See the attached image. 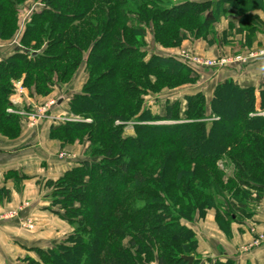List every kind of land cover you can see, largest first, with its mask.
<instances>
[{"label": "trees", "instance_id": "obj_1", "mask_svg": "<svg viewBox=\"0 0 264 264\" xmlns=\"http://www.w3.org/2000/svg\"><path fill=\"white\" fill-rule=\"evenodd\" d=\"M227 1L0 0V43L18 36L17 49L0 60V137L16 139L28 123L6 113L9 80L21 76L40 105L83 66L80 90L50 114L91 119L49 123L50 140L83 147L84 158L50 180V205L70 231L19 264H187L182 256L233 264L196 258L190 224L211 211L228 234L261 200L264 115L256 114L255 89L227 79L208 104L196 92L183 98V110L164 100L159 114L146 101L195 84L200 67L148 50L145 38L162 50L186 39L215 43ZM259 97L264 110V90Z\"/></svg>", "mask_w": 264, "mask_h": 264}, {"label": "crops", "instance_id": "obj_2", "mask_svg": "<svg viewBox=\"0 0 264 264\" xmlns=\"http://www.w3.org/2000/svg\"><path fill=\"white\" fill-rule=\"evenodd\" d=\"M224 10V14L214 25L216 42L192 43V50L206 56L196 55V57L215 59L235 52L257 51L264 47V0H233L231 3L227 1L224 3ZM28 14L29 12L25 13L24 21L28 18ZM16 38L18 36L10 42L0 43V60L17 49ZM149 38L152 41L151 37ZM169 53L178 55V52L172 51L166 54ZM210 72L211 74H201L193 85L163 92L159 97H164L165 101L169 102H180L183 110L185 107L183 98L201 92L208 104L216 84L231 79L242 88L255 89V109L260 110L259 92L264 90V60L252 61L246 65L232 64ZM80 83L78 90L82 86L83 79ZM60 101L59 99L58 102ZM49 123L50 121H45V124L41 121L36 126L27 125L23 128L26 126L25 123L18 138L8 140L0 137V213L5 210L11 212L21 203L27 202L28 205L25 207L27 217L22 219L30 220L34 224L32 230H27L21 227L20 217L2 221L0 264H19L18 259L28 255L29 250L42 247L41 243L49 246L51 240L60 238L61 230H66L65 227L69 233L70 227L60 219H53V214L48 212L47 197L41 199L37 180L46 175L50 179L61 175L72 167L69 163L78 159L79 152L77 153L76 150L78 147L60 148L59 142L50 140ZM41 138H44L45 149L34 150ZM64 147L65 150L68 149V156L64 159L57 158L59 154L57 150ZM7 174L11 175L10 179H6ZM6 190L9 192L8 198H6ZM213 217V212L209 211L202 220L191 226L197 240L196 258L230 260L233 264H264V244L250 246L254 233L264 231V190L261 200L252 210V215L237 223H231L228 234L217 228ZM40 222L42 225L39 228ZM40 229L42 231H39ZM50 230H53L54 234L51 233L47 238L45 235L50 233ZM24 240L27 245L23 244Z\"/></svg>", "mask_w": 264, "mask_h": 264}, {"label": "rangeland", "instance_id": "obj_3", "mask_svg": "<svg viewBox=\"0 0 264 264\" xmlns=\"http://www.w3.org/2000/svg\"><path fill=\"white\" fill-rule=\"evenodd\" d=\"M171 2H174V1H176V0H170ZM30 6H32L31 4L30 5H27V7L29 8ZM26 7V8H27ZM26 13H27V11H26ZM145 43H146V48L148 49V50H150V51H152V52H156V53H160V54H166L167 52H180V51H185V52H187V53H189V54H192L193 56H203V55H199V54H197L196 53V51L195 50H192V43L193 42H197V41H192L191 42V40H188V39H186V40H184V41H182L180 44H179V46L177 47V48H174V49H172V48H170L169 50H162V49H160L159 48V46H157V45H155L151 40H150V38H149V36H147L146 38H145ZM195 51V52H194ZM248 52V50H246V51H242V52H235L234 54H231V55H237V54H245V53H247ZM169 54H172V55H174V56H177L178 57V55H177V53H169ZM231 55H229V56H231ZM203 57H206V56H203ZM223 57H228V56H226V55H223ZM220 58V56H218L217 58H215V59H219ZM205 59H208V60H214V59H209V58H205ZM83 69V66H81V67H79L77 70H76V72H75V74H74V76L71 78L72 80H70L69 82H67L66 84H64L62 87H56V88H54L53 90H52V93L48 96V99L47 100H45V102H43L42 104H40V105H37V110L38 109H40V107H42V106H45V104L49 101V100H55V104H56V101H58L59 99L62 101L63 99H66V98H68L72 93H74V92H78L79 90H78V88H79V84H81L80 82H82V79H83V81L85 80V73H84V71L82 70ZM201 74H211V72H210V69H206V68H202V67H200L199 69H197V76H198V78H200V75ZM11 80H22V83H23V76H21V77H18V78H11L10 80H9V84H10V81ZM24 86V85H23ZM25 87V86H24ZM25 89H26V92H27V97H28V99L30 98V100H32V102H33V97H31V96H29V93H28V90H27V88L25 87ZM26 97V98H27ZM164 97H159V95L157 96V97H154V96H152V97H150L149 99H147L146 101H147V104L148 105H150L151 106V108H152V111L154 112V113H156V114H159V113H161L162 112V105H163V103H164ZM156 103V105H154ZM53 107L54 106H52L51 108H49L50 110H47L46 111V114H50V112L52 111V109H53ZM27 109H30L31 110V107L30 106H27ZM58 109V108H57ZM54 110L55 111H58V110H56V107L54 108ZM25 111H27L26 110V105H25ZM257 112H256V114L257 115H264V110H256ZM52 114V113H51ZM55 113H53L52 115H54ZM68 114H70V113H68ZM72 114V113H71ZM55 115H57V114H55ZM250 115H253V113H251ZM80 117V116H79ZM232 117V115L231 116H229V118H231ZM81 118V117H80ZM82 119V122L83 123H89V124H91V119L90 118H81ZM85 120V121H84ZM44 122V124H45V121H50V120H45V119H39L36 123H34L32 126H36V124L38 123L39 124V122ZM53 122H55V121H53ZM81 122V123H82ZM171 122V121H170ZM160 123H164V122H160ZM169 123V122H168ZM27 125H29V123H27L26 124V126L25 127H23V128H26L27 127ZM29 127V126H28ZM31 129L33 128V127H30ZM130 127H127L126 126V129L125 130H127V129H129ZM30 130V129H29ZM45 132V131H44ZM24 136H26V135H23V137ZM157 137V136H156ZM44 138H41V140H40V143L39 144H36V146H35V148H34V150H39V151H41V149H45V145H44V140H43ZM58 145V144H57ZM59 146H60V148L61 147H63V145L62 144H59ZM74 147H78L76 150H77V153H78V155H79V157H78V159L76 160V161H72V162H70L69 164H70V166L72 165H75L76 163H78V161L79 160H82V158H84L83 157V147L82 146H74ZM59 153H61V152H64L65 154H67L68 155V149L67 150H65V147L64 148H62V149H60V150H57ZM58 154V153H57ZM59 155V154H58ZM57 156V155H56ZM82 156V157H81ZM57 158H59V157H57ZM61 159H64V158H61ZM41 165H42V161H41ZM220 167H221V165H220ZM230 170L231 169H229L228 171H227V174H229L230 173ZM24 176H26V175H24ZM29 176V175H28ZM60 176V175H59ZM50 180H52V179H50V177L49 176H42L41 177V179L39 180H37V184L39 185V187H40V197H41V199H42V197L44 198V197H47V202H48V206H47V210H48V212L49 213H52V214H50V216L52 215V217H53V219H62V214H63V211H61L57 206L55 207V206H51L50 205V203H51V201L52 200H54V195H53V188L50 186V182H52V181H50ZM28 205V203L27 202H23V203H21L20 204V206L19 207H17L15 210H13V211H11L10 212V210H5V211H2L1 213H0V225H1V223H2V221H4V220H7V219H14L15 217H20L21 218V221H20V225H21V227L22 228H27V230H32V228H34V224L33 223H31V221L30 220H25V219H22V218H24V217H27L26 215L27 214H25V212H26V209H25V207ZM20 213V214H19ZM19 214V215H18ZM198 218V216L197 215H195L194 216V219H193V223H191L190 225L192 226V225H194L195 223H198L200 220H202V219H197ZM52 224V223H51ZM41 222H40V224H39V228L41 227ZM67 225V224H66ZM65 226V225H64ZM36 228V227H35ZM66 228V230H61V232H62V236L60 237V238H57V239H54V240H51L50 241V243H49V245H52V244H56L57 242H59L60 241V239L62 238V237H64V235H66V233H67V227H65ZM70 229V228H69ZM68 229V230H69ZM39 231H42V229H40ZM51 232L50 233H47L45 236H47V238L48 237H50V234L52 233V235L54 234L53 233V230H50ZM70 231V230H69ZM60 232V233H61ZM64 232V233H63ZM57 237H59V236H57ZM46 238V237H45ZM23 244L24 245H27L26 244V241L24 240L23 241ZM40 246H42V247H40L41 249H45V248H47V247H49L46 243L45 244H43V243H41L40 244ZM45 247V248H44ZM25 256H30V257H33L34 256V252H31L30 250H29V254L28 255H25Z\"/></svg>", "mask_w": 264, "mask_h": 264}, {"label": "built area", "instance_id": "obj_4", "mask_svg": "<svg viewBox=\"0 0 264 264\" xmlns=\"http://www.w3.org/2000/svg\"><path fill=\"white\" fill-rule=\"evenodd\" d=\"M264 45V40H263ZM178 57L187 60L202 68H221L232 64L246 65L249 62L264 60V47L257 51H248L245 54L231 55L228 57H220L219 59L208 60L202 59L185 51H180ZM27 92L23 86L22 80H11L10 81V94L8 96V106L6 108V113L11 115H18L25 117L28 120L29 125H33L39 119H45L50 121L59 122H82V119L78 115L74 114H62V115H52L46 114L47 110H50L52 106L55 105V100H49L45 106L40 107L37 110V104L32 102L30 98L28 99ZM57 103V101H56ZM25 105L31 107L30 111H25ZM85 121V120H84ZM118 124V122H116ZM134 123L128 122L125 125L131 127ZM68 155L64 152L59 153V158H66ZM264 244V231L254 233L253 239L250 246L256 247Z\"/></svg>", "mask_w": 264, "mask_h": 264}, {"label": "water", "instance_id": "obj_5", "mask_svg": "<svg viewBox=\"0 0 264 264\" xmlns=\"http://www.w3.org/2000/svg\"><path fill=\"white\" fill-rule=\"evenodd\" d=\"M182 259L187 261V264H191L193 261V257L191 256H182Z\"/></svg>", "mask_w": 264, "mask_h": 264}]
</instances>
